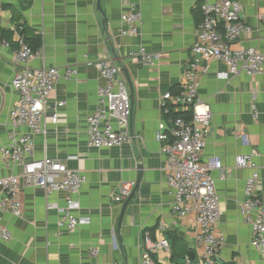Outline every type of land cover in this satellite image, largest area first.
I'll list each match as a JSON object with an SVG mask.
<instances>
[{
	"label": "crops",
	"instance_id": "0c3cea01",
	"mask_svg": "<svg viewBox=\"0 0 264 264\" xmlns=\"http://www.w3.org/2000/svg\"><path fill=\"white\" fill-rule=\"evenodd\" d=\"M133 1L143 15L141 35L134 38L121 34V0H101L102 11L97 0H0V148L8 146L15 132L10 113L18 100L12 88L18 69L12 57L22 38L37 53L32 61L35 70L55 67L60 75L47 105L48 114L58 113L59 123L54 126L48 119L47 137H33L34 158L49 157L86 176L74 213L90 220L70 233L58 225L68 194L47 195L22 184L24 217L2 214L12 240L0 242V264H138L147 234L171 244L169 254L153 255L158 264H183L187 257L197 261L196 216L179 219L172 213L166 157L156 136L160 123L171 124L174 114L191 118L188 109L166 114L162 98L181 91L203 20V0ZM240 2L242 22L251 30L232 47L254 48L264 55V0ZM140 47L157 56L154 67L129 57ZM100 57H109L121 67L133 97L132 138L119 148L97 149L89 144L87 119L96 110L99 88L105 85L95 66ZM204 65L208 72L202 74L199 96L210 104L213 121L201 165L212 160L220 165L212 171L223 211L217 264H264V253L252 246L251 228L239 211L246 200V180L255 169L261 176L259 197L264 202V73L220 80L218 73L226 70L222 62ZM69 68L77 69L76 77L66 78ZM254 94L257 117L252 109ZM58 103L64 106L58 108ZM16 133L21 136L29 130L21 127ZM253 151L256 168H237L236 158ZM0 168L1 177L23 170L6 166L1 157ZM129 182L138 183L136 192L129 201L117 202L121 186ZM94 249L99 251L96 256Z\"/></svg>",
	"mask_w": 264,
	"mask_h": 264
},
{
	"label": "built area",
	"instance_id": "2783aa9c",
	"mask_svg": "<svg viewBox=\"0 0 264 264\" xmlns=\"http://www.w3.org/2000/svg\"><path fill=\"white\" fill-rule=\"evenodd\" d=\"M121 34L138 37L143 29V15L133 0H121ZM203 20L199 26L196 40L192 46L193 61L185 69L181 91L168 92L162 98L163 110L170 114L172 109H188L190 120L174 118L171 124L160 123L157 141L161 143L162 153L166 157L165 170L168 185L174 196L172 213L179 219L195 215L200 233L196 239L198 259L196 262L187 257L183 264H217L223 237L219 234V224L223 216L221 198L217 192L212 171L219 168V162L212 160L206 166L201 158L211 135L213 112L211 106L199 96L202 74L208 72L204 64L219 61L226 70L218 73L220 80H229L231 76H258L264 73V55L254 48L234 49L232 44L239 41L244 33L251 29L242 22V4L240 0H203ZM264 20V16H262ZM5 46H8L4 42ZM37 55L24 39L19 41L12 57L18 71L15 73L12 88L18 94V100L10 113L15 129L8 146L0 148L2 162L8 167H22L20 175L0 176V242L12 240V233L5 224L2 214L15 218L24 217L21 201L22 184L26 187L40 188L47 195L64 191L68 194L64 218L60 227H66L74 233L82 225L90 223L88 218L77 216L79 209L77 195L86 185V176L79 171L64 168L59 161L49 157L35 159L33 137L48 135L47 121L57 126L59 115L48 114V100L60 79L55 67L43 66L35 70L32 61ZM129 57L139 64L154 67L157 56L147 52L144 47L132 52ZM95 66L105 85L98 90L95 112L88 116L89 144L93 148H119L132 138V96L129 86L119 67L111 58L100 57ZM76 68L66 71V78L77 76ZM64 106L58 103L57 107ZM252 109L255 117L256 94L253 96ZM21 127L28 134L18 136ZM243 137V136H242ZM256 151L236 158L237 168H256L253 158ZM1 171V168H0ZM261 176L257 169L246 180V200L241 202L239 211L252 231L251 244L264 253V202L259 197ZM136 188V182L121 186L115 200L123 203L128 200ZM171 244L167 239L154 240L145 236L138 264H158L154 254H169ZM99 253L97 249L92 255Z\"/></svg>",
	"mask_w": 264,
	"mask_h": 264
},
{
	"label": "trees",
	"instance_id": "16d2710c",
	"mask_svg": "<svg viewBox=\"0 0 264 264\" xmlns=\"http://www.w3.org/2000/svg\"><path fill=\"white\" fill-rule=\"evenodd\" d=\"M0 33H1V30H0ZM4 35H5V33L2 35V37L4 38V39H8V38H5L4 37ZM28 45H29V43H28V41L26 42ZM30 46V45H29ZM40 46V43L37 45V47H39ZM31 47V46H30ZM32 48V47H31ZM33 49V48H32ZM183 115H185V113H176V114H174L173 116H174V118H178V117H183ZM185 120H189V118L188 119H185Z\"/></svg>",
	"mask_w": 264,
	"mask_h": 264
},
{
	"label": "water",
	"instance_id": "95a60500",
	"mask_svg": "<svg viewBox=\"0 0 264 264\" xmlns=\"http://www.w3.org/2000/svg\"><path fill=\"white\" fill-rule=\"evenodd\" d=\"M97 3H98V9H99L100 11H102V8H101V0H97ZM128 81H129V80H128ZM129 82H130V81H129ZM131 98H132V105H133V97H131ZM140 168H141V167H140ZM137 188H138V183H137V185H136V188H135L133 194L136 192ZM133 194H132V196H133ZM132 196H131V197H132ZM131 197H130V198H131ZM130 198H129L127 201H129Z\"/></svg>",
	"mask_w": 264,
	"mask_h": 264
}]
</instances>
